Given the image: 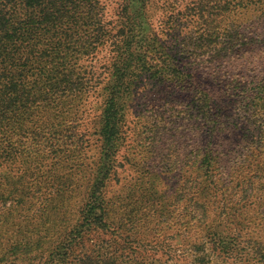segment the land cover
Returning a JSON list of instances; mask_svg holds the SVG:
<instances>
[{
    "label": "trees",
    "instance_id": "16d2710c",
    "mask_svg": "<svg viewBox=\"0 0 264 264\" xmlns=\"http://www.w3.org/2000/svg\"><path fill=\"white\" fill-rule=\"evenodd\" d=\"M149 6L151 0H120L121 24L114 36L115 28L103 19L102 0H0V264H174L150 259L149 254L168 252L165 243L147 242L157 234L150 226L157 220L154 214L167 220L168 202L161 210L156 207L165 198L156 183L182 170L173 159L177 150L184 152L196 176L177 187L171 207L182 212L176 227L185 232L192 225L200 236L182 264H222L229 258L237 264H264V198L262 212L250 222L243 202L222 201L218 175L221 137L238 129L244 130L247 145L235 161L240 170L253 162L264 168V76L235 71L247 70L240 66L264 54V0H194L178 13L191 17L193 27L177 40V52L226 94L243 92L241 128L216 112L221 96L182 66L175 48L152 26ZM240 13L252 14L254 22H226ZM111 40L110 77L95 119L98 157L81 206L76 200L81 187L73 173L84 166L88 140L80 133L76 108L93 88L81 64ZM144 78L175 88L179 96L166 94L149 104L137 139L143 158L153 166L127 195L109 199V185L120 170L125 125ZM191 126L204 131L202 138L187 132ZM47 165L51 182L39 191L25 187L26 178ZM240 170L230 182L236 188L250 183ZM250 190L245 188L243 200ZM138 191L141 196L133 202ZM139 223L153 232L132 240L127 226Z\"/></svg>",
    "mask_w": 264,
    "mask_h": 264
},
{
    "label": "rangeland",
    "instance_id": "374dc122",
    "mask_svg": "<svg viewBox=\"0 0 264 264\" xmlns=\"http://www.w3.org/2000/svg\"><path fill=\"white\" fill-rule=\"evenodd\" d=\"M194 0H151V6H149V14L151 16L150 22L154 27L155 31L159 34L162 40L174 51L179 59L182 60V66L189 68L200 81L207 85L212 90H216L219 99L217 98V103L214 105L216 112L222 111V116L224 121L230 122L235 121L240 123V128L242 127L244 120V113L241 108H245L246 103L244 102L243 92H231L226 94L215 79L209 77L201 67L192 65L185 58L186 56L182 52H177V42H181L186 38L193 27V22L191 17L178 16V13H183L187 6ZM102 5L104 7L102 15L103 19L110 23V27H114L113 34L116 36L117 30L121 21L119 20L120 13V0H102ZM174 19V20H173ZM254 17L252 14L247 15L240 13L238 15H232L226 20L227 23L235 24H244L248 25L254 22ZM117 25V27H115ZM114 40V37H112ZM178 40V41H177ZM113 45L112 40L108 42L97 54L93 57H90L88 60L82 61V67L84 71L90 75L93 80V88L87 96H85L81 102H79L76 112L78 113L81 127L80 133L85 135L86 140L84 151L86 153V158L84 161V166L82 170H76L73 174L75 175V180L81 187L76 193V200L78 205L81 206L84 203V199L87 196L88 186L92 181L93 175L91 172V166L93 161H96V153L99 148V138L95 134L96 132V116L100 113V108L102 101L104 99V86L109 79L110 72L108 71V66L113 59ZM259 58L250 57L248 58L249 64L242 65L235 71L244 72L245 76L250 77L257 74L259 77L264 76V54L257 55ZM251 79L250 81H252ZM169 94L171 96L178 97L179 93H175V88H170L166 85L157 83L154 80L144 78L143 83L139 86L136 93L135 101L133 102L130 113L125 125V131L127 133L125 145L118 156V164L120 165L119 173L117 177L109 185L107 196L108 198H114L116 196H125L127 195V189L139 183L145 170L153 166L151 159L143 158L142 151L143 148L139 146V141L137 139V133L141 129V118L146 114L149 104L155 98H162L164 95ZM140 118V119H139ZM197 127V126H196ZM192 126L189 127L187 132L191 135H195L196 138L200 139L204 135V131L196 128L195 131L191 130ZM190 143V141H187ZM219 150L222 152L221 164L219 165L218 175L223 183L221 192H222V201L225 199H234L235 202L241 201L246 206L245 215H250V222L256 217L259 216L261 211V204L263 203L264 196V168H257L256 162H253V166H243L240 170V166L237 165L238 157L242 153H246V142L244 140V130H233L229 134H224L221 137ZM177 165L181 167V171L177 176L171 174L163 175L160 180L157 181V191L160 194V198L164 196L165 198L159 199L156 202V207L158 210H161L159 206L168 202L169 212H165L164 215L166 218L161 217L160 212H156L157 220L154 221L150 226L156 228L157 234L155 237H152L148 240L147 243L152 245H157L162 247V243H165L166 250L168 254L163 255L165 250L159 251L156 256L149 254L150 259L161 258L163 262H170L174 264H182L185 261H189V253L187 248L191 246V242H194L200 238L199 233L196 232L197 229L191 225L187 227L185 232H180V228L176 227L177 215L182 211L180 208H177L175 211L172 209L171 205L174 202L175 193L177 192V187L184 179L189 178L191 175L196 176L195 170L190 168V165L187 163V158L184 155L182 150L173 151ZM187 163V164H186ZM48 165L44 167L39 174L35 176H29L26 178L24 184L25 187H34V191H39L42 187H45L47 183H50L51 180L48 179L50 174ZM54 169H52L53 171ZM240 170L241 175L246 177L250 183L241 184L237 188L233 186L230 182H234L233 178L234 173ZM1 171V169H0ZM239 174V173H237ZM237 174L235 176H237ZM234 179V180H235ZM253 187H250L252 186ZM230 186V188H228ZM30 187V188H31ZM245 188H251L248 194L247 200H243L244 194L246 192ZM254 189V190H253ZM141 193L139 191L135 194L133 202H137ZM9 202L7 205L9 206ZM129 207V206H128ZM132 207H129L131 209ZM4 208L0 207V214H2ZM37 206L34 207V212H36ZM264 211V207H263ZM7 210L5 211V213ZM217 211H213L212 215L214 216ZM20 225V223H19ZM18 225V226H19ZM142 223L135 225L130 224L127 226V231L129 238L135 240L137 234H144L148 236L153 231H145V228H142ZM155 234V233H154ZM264 235V234H263ZM168 236V237H166ZM95 238V237H94ZM169 238V239H167ZM166 239V241H164ZM94 243L102 242L98 239H94ZM222 264H237L236 260L229 258L227 261L222 262Z\"/></svg>",
    "mask_w": 264,
    "mask_h": 264
}]
</instances>
